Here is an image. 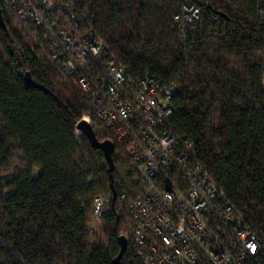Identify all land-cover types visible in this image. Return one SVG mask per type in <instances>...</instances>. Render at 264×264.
<instances>
[{"label": "trees", "instance_id": "obj_1", "mask_svg": "<svg viewBox=\"0 0 264 264\" xmlns=\"http://www.w3.org/2000/svg\"><path fill=\"white\" fill-rule=\"evenodd\" d=\"M71 1L130 76L178 85L167 128L193 143L197 161L264 238V0ZM186 4L202 10L200 20L174 19ZM1 8L0 264H114L127 218L116 207L115 170L106 242L93 241L88 226L93 197L112 195L102 151L75 134L91 104L55 65L33 59ZM24 63L40 87L25 86ZM95 133L113 142L116 167L123 145L104 128ZM15 145L29 167L8 173ZM119 264H142L130 242ZM241 264H264V248Z\"/></svg>", "mask_w": 264, "mask_h": 264}, {"label": "built area", "instance_id": "obj_2", "mask_svg": "<svg viewBox=\"0 0 264 264\" xmlns=\"http://www.w3.org/2000/svg\"><path fill=\"white\" fill-rule=\"evenodd\" d=\"M0 6L33 59L55 65L58 77L89 101L92 113L82 119L123 145L125 157L114 168L118 203L130 223L123 235L142 264H241L264 248V238L197 161L193 143L167 128L178 85L130 76L71 0H0ZM202 13L186 4L174 19L195 22ZM210 19L221 21L219 14ZM111 204L110 193L95 195L91 218L104 220Z\"/></svg>", "mask_w": 264, "mask_h": 264}, {"label": "water", "instance_id": "obj_3", "mask_svg": "<svg viewBox=\"0 0 264 264\" xmlns=\"http://www.w3.org/2000/svg\"><path fill=\"white\" fill-rule=\"evenodd\" d=\"M0 22L2 26L6 29V25L4 21L2 20V8L0 6ZM23 81L26 87H40L31 77V74L29 71H25L23 74ZM75 128L83 134L86 139L88 140L90 146L94 149L101 150L104 156V159L107 164V173H108V178L110 180V186L112 190V203L115 200V190L113 187V171L115 168V164L113 161V152H114V144L111 140L105 139V140H98L96 133L92 126L90 125L89 122H87L85 119L79 120ZM117 242L119 245V252L117 256L113 259L114 264H119L122 256L126 253L127 247H128V242L123 234H120L117 237Z\"/></svg>", "mask_w": 264, "mask_h": 264}, {"label": "rangeland", "instance_id": "obj_4", "mask_svg": "<svg viewBox=\"0 0 264 264\" xmlns=\"http://www.w3.org/2000/svg\"><path fill=\"white\" fill-rule=\"evenodd\" d=\"M10 26L14 31H16L18 33L17 26L14 24L13 21L11 22ZM18 35H19V33H18ZM263 83H264V75H263ZM98 130H100V129H98ZM80 133L81 132L79 130H77V129L75 130L76 135H79ZM81 152H82V155L86 156V152L84 149H82ZM124 157H125L124 152H122V157L118 160V163H120ZM28 167H29V161H28L27 156H25V154L17 147V145H15V147L13 149L12 162L9 165L7 172L13 173L17 169H20V168L21 169H28ZM39 172H40L39 168H37V167L31 168L32 177H36L39 174ZM116 207L119 211L126 214L122 204L117 203ZM125 220L126 221L122 225V230H121L120 234L129 232L130 223H129L128 218H125ZM102 225H103V219L102 220H93L91 218V215H90L88 226H89L90 232L92 234L93 241L106 242V239L103 237V235L101 233V226Z\"/></svg>", "mask_w": 264, "mask_h": 264}, {"label": "clouds", "instance_id": "obj_5", "mask_svg": "<svg viewBox=\"0 0 264 264\" xmlns=\"http://www.w3.org/2000/svg\"><path fill=\"white\" fill-rule=\"evenodd\" d=\"M251 249H252V251H255V246L252 245V246H251Z\"/></svg>", "mask_w": 264, "mask_h": 264}]
</instances>
